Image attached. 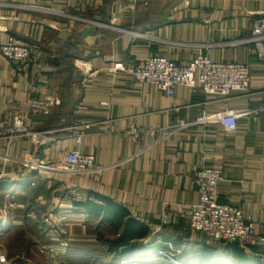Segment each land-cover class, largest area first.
<instances>
[{
  "label": "crops",
  "instance_id": "obj_1",
  "mask_svg": "<svg viewBox=\"0 0 264 264\" xmlns=\"http://www.w3.org/2000/svg\"><path fill=\"white\" fill-rule=\"evenodd\" d=\"M262 16L264 0H0V43L11 37L33 50L25 64L0 53V264H104L89 259L107 251L97 233L116 232L74 205L93 194L149 229L144 248L121 264H171L159 252L173 249V259L182 256L176 264H235L229 256H200L204 237L187 225L198 201L192 173L209 166L223 171L218 201L250 217L254 234L245 242L264 250V61L253 45L237 42ZM87 25L94 31L80 35ZM198 51L248 64V89L227 101L185 86L168 96L127 70L150 54L186 64ZM33 101L41 107L32 110ZM246 107L257 112L238 119L235 131L171 128L204 111ZM19 116L31 132L4 133ZM130 125L155 135L134 140L125 133ZM76 147L94 154L89 170L38 168ZM163 212L169 223L160 227Z\"/></svg>",
  "mask_w": 264,
  "mask_h": 264
},
{
  "label": "built area",
  "instance_id": "obj_2",
  "mask_svg": "<svg viewBox=\"0 0 264 264\" xmlns=\"http://www.w3.org/2000/svg\"><path fill=\"white\" fill-rule=\"evenodd\" d=\"M137 35L145 36L143 33ZM237 42L253 45L258 58L264 61V16L254 19L250 34ZM0 53L15 64H25L31 59L33 50L29 45L9 37L5 42L0 43ZM127 70L138 83L150 84L168 96L172 94L174 87L185 86L199 89L204 94L223 101H227L232 92L246 91L251 80L248 64L214 60L201 51H198L186 64L177 63L168 55L150 54L129 64ZM31 107L34 110L41 105L33 101ZM254 112H257V109L247 107L204 111L194 121L186 122L179 119L171 128L177 130L192 124H218L225 131H235L238 119ZM30 132V127L20 116L14 119L10 127L4 129V133L9 135H26ZM125 133L134 140H139L146 134L153 137L155 135L153 129H143L135 125H130ZM163 135L165 133H161V136ZM82 136L81 132L74 135L78 145L82 141ZM156 139L154 138V141ZM94 164V154L84 153L76 147L61 149L52 162L38 165V168L45 170L55 168L71 173L87 171ZM222 178L223 171L220 167H201L192 173V183L197 190L198 201L189 207L187 225L191 231L201 234L204 242L211 246H217L220 242H245L254 234L250 217L245 215L240 207L218 201V183ZM168 223L169 214L163 212L159 226ZM175 253L177 251L174 249L169 252L162 250L159 252L160 259L176 264V260L172 258Z\"/></svg>",
  "mask_w": 264,
  "mask_h": 264
},
{
  "label": "trees",
  "instance_id": "obj_3",
  "mask_svg": "<svg viewBox=\"0 0 264 264\" xmlns=\"http://www.w3.org/2000/svg\"><path fill=\"white\" fill-rule=\"evenodd\" d=\"M75 206L83 207L88 215L93 218H99L100 222H106L108 226L116 232L115 237H104L102 233H97V239L106 245L107 251L112 256L107 258L106 252H98V249L92 252L91 258L95 263H99V259L104 260V264H121L122 261L128 260L123 255L133 250H140L142 240L148 235V227L131 217L125 207L115 203L110 198L93 194V199L83 201H74ZM252 253V257L246 255V250ZM264 250L258 245L248 244V242H220L217 246H211L205 243L197 253H211L219 261L225 256L232 258L235 264H264L261 257L264 256ZM182 256L177 255L174 260H181ZM136 262L138 258L131 259Z\"/></svg>",
  "mask_w": 264,
  "mask_h": 264
},
{
  "label": "water",
  "instance_id": "obj_4",
  "mask_svg": "<svg viewBox=\"0 0 264 264\" xmlns=\"http://www.w3.org/2000/svg\"><path fill=\"white\" fill-rule=\"evenodd\" d=\"M93 31H94V27L87 25V26L83 27L82 31H80V35L85 36V35L92 33ZM91 40H93V37L91 38Z\"/></svg>",
  "mask_w": 264,
  "mask_h": 264
}]
</instances>
